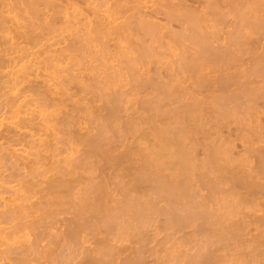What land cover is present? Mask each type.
<instances>
[{
    "label": "bare ground",
    "instance_id": "bare-ground-1",
    "mask_svg": "<svg viewBox=\"0 0 264 264\" xmlns=\"http://www.w3.org/2000/svg\"><path fill=\"white\" fill-rule=\"evenodd\" d=\"M12 1L30 41L74 36L51 56L44 47L48 62L68 64L53 88L45 76H0V91L25 79L19 90L31 92L0 93V264H147L161 231L167 244L148 264H264V46L250 47L264 0H150L149 13V0L126 10L130 0H111L131 13L111 24L93 5L77 30L88 16L69 14L77 0H0V30ZM228 18L235 27L220 44ZM133 98L142 109L131 110ZM6 113L16 119L4 123ZM231 123L241 153L222 129Z\"/></svg>",
    "mask_w": 264,
    "mask_h": 264
},
{
    "label": "rangeland",
    "instance_id": "rangeland-1",
    "mask_svg": "<svg viewBox=\"0 0 264 264\" xmlns=\"http://www.w3.org/2000/svg\"><path fill=\"white\" fill-rule=\"evenodd\" d=\"M121 1H123V0H120V2H119V0H112V2H117V4H118V2L119 3H122ZM133 2L135 1V0H132ZM137 1H139V2H141L140 0H137ZM144 2H146V0H143ZM142 1V2H143ZM151 1H153V0H151ZM150 0L148 1V2H146L145 3V7L147 8H145L144 9V7H143V9L145 10V12H148L149 13V10L148 9H150V7L151 6H153V2H151ZM13 2V1H12ZM16 2V1H15ZM78 2V3H77ZM77 2L75 1V3H77V4H79L80 5V7L79 6H77L76 4H71L70 6L71 7H73L74 8V10L72 11V10H70L71 11V13H69L70 15H76V14H78L79 12L80 13H84V14H86V15H88L85 19H83L82 21H81V23H78V24H81V26L80 25H78V24H76V25H78V27L76 26V30L77 29H84V27L82 28V26H84L85 24L84 23H86V21H88L90 18H92L93 17V13L91 14V11H92V9L90 8V7H92L93 5H95L96 6V9H98V12L97 13H94V15L95 14H98V15H100V16H104L105 15V17L106 16H108V13H110V15L108 16L110 19L109 20H112V22H111V24L113 23V24H117V23H120V20L122 21V20H124V16H127L128 14H130L131 13V11H132V8L130 9V10H127L126 12H124L123 13V11H121V10H117L116 8H114L113 7V3L111 2V0H99L98 2L96 1V0H91L90 2H92V3H89V0H77ZM128 2H130V3H128L127 5H126V2H125V5H126V7H125V10L126 9H129L130 8V6L132 7V3L133 2H131V0L130 1H128ZM97 3V4H96ZM187 3H189V4H191L190 2H187ZM13 4L16 6V4L13 2ZM92 4V5H91ZM99 4V5H98ZM149 4V5H148ZM194 4V3H193ZM73 5V6H72ZM89 5H91V6H89ZM134 5V4H133ZM195 5H197V3H195ZM77 6V7H76ZM194 6V5H193ZM8 7V6H7ZM17 7V9H10V10H8V11H6V14L7 15H4L5 16V18H7V19H5V20H8V21H6L5 23L8 25L9 23V25L7 26L6 24L4 25V27L6 28H4V27H2L1 28V30L3 29L4 30V32H1V30H0V33L2 34H0L1 35V38H0V40H1V42H0V45H2L3 47H1L0 46V48H2L3 50H1V51H3V52H1V56H3V57H5V59H7L6 61H7V65L5 64V66H3V67H0V76H1V80H2V78H3V80H6V78H7V80H10L11 78L12 79H15L17 76H21V77H25V79H27V78H31V79H36V80H38V81H40L41 82V80L42 79H44V77L43 76H45V81H47V83L46 84H44L45 82H43V84H44V87H45V85H46V87H47V85L48 86H50L49 88H53V86L55 85V82L56 81H58L61 77H60V75H61V73H60V71L59 70H61V68H64V65H66L67 64V62H64L63 61V63H62V61L59 59L58 60V62L61 64V65H63L62 67H61V65L59 64V63H57L55 66H54V64L56 63L51 57V59L53 60V62H54V64H52V62H48L46 59H45V57L47 56L48 58H49V56H51L52 55V52H53V54H56L55 52V50L58 48V49H60L61 47H63V46H65L66 45V43H68V41L70 40V39H72L71 37H73L74 36V34H73V36H68V35H70V33H71V31H74V30H70V28L72 29V26L71 27H69L68 29L70 30V31H67V29L64 31V32H59V31H62V30H59V31H57L58 33H53V35H51V33H49V34H41V35H39V36H37V37H39L38 39H42V41H41V39H40V41L37 39H33L34 40V42H32V41H30V39H28L27 37H25L24 35H22V33H19V28H20V32H24L25 30H27V28L25 27V25L27 24V22L25 21L23 24H22V22H23V20L21 21V23H20V21H18V18H17V13H19L18 15H20V13L21 12H18L19 10H20V8L18 7V6H16ZM15 7V8H16ZM108 7L110 8L108 11H107V9H108ZM149 7V8H148ZM9 8V7H8ZM80 8H81V10H80ZM91 9V10H90ZM94 10H96L95 8H93ZM17 10V11H16ZM93 10V11H94ZM124 10V11H125ZM143 10V11H144ZM15 11V12H14ZM79 11V12H78ZM97 11V10H96ZM95 11V12H96ZM72 12H73V14H72ZM76 12V13H75ZM78 12V13H77ZM107 12V13H106ZM119 14H118V13ZM101 13V14H100ZM126 13H128V14H126ZM69 14H67V16L69 15ZM83 14V15H84ZM126 14V15H125ZM119 15V16H118ZM148 15V17L147 18H149L150 16H149V14H147ZM21 16V15H20ZM62 17H64L65 16V14L63 13L62 15H61ZM78 16V15H77ZM92 16V17H91ZM118 16V17H117ZM70 17V16H69ZM79 18H80V14H79V16H78ZM90 17V18H89ZM108 17H107V20H108ZM10 18V19H9ZM15 19H17V20H15ZM155 21L157 20L159 23H161L162 24V22L164 23V20H163V18H162V16L161 15H158V17H154L153 18ZM160 19V20H159ZM229 20L227 21V22H225V25L223 24V26H222V29H221V31H220V33L221 34H224V35H222V36H220V39H218V40H221V41H218L220 44H221V42H223L224 40L226 41V39L224 38V37H226L227 36V34H228V32L231 30V29H233L232 28V26L233 27H235L234 26V24H233V20L232 19H230V18H228ZM20 23H18V22ZM231 24H230V23ZM16 23H18V24H16ZM16 24V25H15ZM22 24V25H21ZM177 23H174V25L172 24V26H170L171 28H173V27H175V28H178L177 26L178 25H176ZM19 25V26H18ZM227 25V26H226ZM13 26V27H12ZM229 26V27H228ZM9 29H8V28ZM73 27H74V25H73ZM225 27H226V29H227V31H226V29H225ZM12 28V29H11ZM175 28H173V29H175ZM8 30H9V32H8ZM13 30V31H12ZM16 30V31H15ZM34 31H36V30H34ZM37 31H39V29H37ZM226 32V33H225ZM7 33V34H6ZM62 33V34H61ZM57 36H56V35ZM225 34H226V36H225ZM16 35V36H15ZM45 37H47V39L46 40H44V38H43V36ZM48 35L50 36V37H52V38H48ZM72 35V34H71ZM259 35V36H258ZM6 36V37H5ZM8 37V38H7ZM9 37H10V39H9ZM113 37V36H112ZM223 37V38H222ZM257 39H256V38ZM254 37V39H252L253 41H251L252 43H253V46L251 45L250 47H254V48H256V49H254V48H252V49H254V51L255 50H257L258 52H260L262 49H263V46H264V44H263V42H264V29L263 30H261V32H259L258 34H257V36H255ZM5 38V39H4ZM222 38V39H221ZM27 39V40H26ZM3 40V41H2ZM4 40H5V42H4ZM6 40H8L7 41V43H9V44H6ZM25 40V41H24ZM44 40V41H43ZM51 40V42H48V41H50ZM12 43H11V42ZM24 41V42H23ZM27 41V42H26ZM53 41V42H52ZM26 42V43H25ZM31 42V43H30ZM41 42H43V44L41 45L40 43ZM48 43V44H46V43ZM109 42H111L112 43V41L110 40ZM256 42H258L257 44H256ZM2 43V44H1ZM16 43V44H15ZM18 43V44H17ZM111 43H109V44H111ZM10 44H12L11 45V47L9 46ZM52 44V45H51ZM123 44V43H122ZM256 44V46H254ZM263 44V45H262ZM16 45V46H15ZM19 45V46H18ZM38 45V46H37ZM48 45V46H47ZM54 45V46H53ZM262 45V46H261ZM9 48H8V47ZM13 46H15V47H13ZM18 46V47H17ZM51 46V47H50ZM20 47V49H18ZM24 47V48H23ZM38 47V48H37ZM48 48L49 49V47H50V49L49 50H51V51H46L47 49H45V48ZM100 47V46H99ZM261 47H262V49H261ZM12 48V49H11ZM15 49V52H14V49ZM21 48H23V51H21L20 52V50H22ZM25 48H26V50H25ZM45 50H44V49ZM17 49V50H16ZM57 49V50H58ZM96 49H97V47H96ZM10 50V52H8ZM24 50H25V52H24ZM5 51V52H4ZM41 51H44V52H41ZM49 53V56L47 55V53ZM251 51H253V50H251ZM23 52H24V54H23ZM2 53H5V54H2ZM6 53H7V56H6ZM20 53V54H19ZM25 53H27V55L25 54ZM165 53H170V52H168V50H166V52ZM14 54H18V55H23V57H22V55L21 56H14L13 57V55ZM43 54H45V57H44V55ZM26 56V57H25ZM7 57V58H6ZM46 57V58H47ZM251 53L250 54H244L243 56H242V62L245 64H243L242 65V63H241V65L243 66V67H245V66H248L249 65V61H251ZM15 58V59H14ZM23 58H25V59H23ZM28 58H29V60H28ZM50 58H49V60H50ZM9 59V60H8ZM23 59V62L21 61ZM45 61H47V63H40V61L42 60L43 62H44V60ZM170 59V58H169ZM20 60V61H19ZM28 61V62H27ZM31 61V62H30ZM51 61V60H50ZM61 61V62H60ZM65 61H67V60H65ZM85 61H87V59L85 60ZM89 61V60H88ZM88 61L87 62H83V65L82 66H80L79 67V65H77V66H75L74 67V73L75 74H77V72H79L80 73V71L82 70H80V68L81 67H83V66H85V65H87V63H88ZM21 62V63H20ZM26 62V63H25ZM249 62V63H248ZM27 63L29 64V63H31V64H29V66L27 65ZM48 63H51V64H49V68L47 67V65L46 64H48ZM22 64H24L25 66L27 65V68L24 66V65H22ZM42 64V67L40 66V65ZM46 65V66H44V65ZM59 64V65H58ZM58 65V66H57ZM68 65V64H67ZM66 65V66H67ZM40 66V67H39ZM65 66V67H66ZM45 68V69H42V68ZM79 67V68H78ZM30 68V69H29ZM48 70H47V69ZM53 70H52V69ZM76 69H79L80 71H78V70H76ZM152 69H154V68H152ZM30 70V71H29ZM47 70V72L49 73H47V72H45ZM76 70V71H75ZM7 71V72H6ZM19 71V72H18ZM28 71V72H27ZM41 71V72H40ZM44 71V72H43ZM50 71H51V73L52 74H50ZM153 71V70H152ZM34 72V73H33ZM41 73L40 74V76H39V73ZM42 72L45 74H42ZM36 73V74H35ZM29 74V75H28ZM34 74H35V76H34ZM36 75H37V77H36ZM42 75V76H41ZM48 75H51L52 77H53V79H52V77L51 76H49L48 77ZM34 76V77H33ZM48 78H47V77ZM83 76H87V74H83ZM27 77V78H26ZM41 77H43V78H41ZM50 78V79H49ZM11 79V80H12ZM24 79V81L23 82H21V83H19L18 85H16V86H14V88L12 87L11 89H9L10 87H11V83L9 84V83H5L6 84V90L8 91V92H6V90H4L3 91V89H2V91H0V93H3V96L1 97L2 99L3 98H6V97H8L9 95H11V96H15V95H13V91H14V93L16 94V96H18V95H20V97H29V96H27V95H29V94H27V93H31V92H23V91H21L22 89H20L19 90V88H23L22 86H24V85H26L27 84V82H26V80ZM47 79V80H46ZM2 80V81H3ZM54 80V81H53ZM1 81V82H2ZM42 83V82H41ZM264 83V82H263ZM20 84H22V85H20ZM54 84V85H53ZM258 84H260V83H258ZM262 84V83H261ZM9 86V87H8ZM43 86V85H42ZM127 86V85H126ZM125 86V88H131L132 87V85H130V87H128L129 86V84H128V86L126 87ZM45 87V88H46ZM234 87L235 86H231V89H234ZM8 88V89H7ZM16 88H17V90H16ZM236 88V87H235ZM10 90V91H9ZM140 91V90H139ZM142 91V92H141ZM140 92H138L137 94H136V96H134L135 98H141V99H143L144 97L146 98V97H149L148 95H145V93L146 94H148L147 92L149 91V90H146L147 92H145V90H144V92H143V90H141ZM211 91V90H210ZM209 90L207 91V93H204V92H200L198 95L200 96V97H204V96H207V95H209L211 92H210ZM4 92H6V94L4 95ZM20 92H23V93H20ZM206 92V91H205ZM209 92V93H208ZM12 93V94H11ZM20 93V94H19ZM82 93V92H81ZM80 93V94H81ZM8 94V95H7ZM18 94V95H17ZM84 92L82 93V96L84 97L85 95H86V97H87V94L88 95H90L88 92H87V94L85 93L84 95ZM32 95V94H31ZM30 95V97H36V96H31ZM145 95V96H144ZM91 97H92V95H90ZM90 96H88V98L90 97ZM85 97V98H86ZM90 97V98H91ZM264 97H262L261 99H259V102H262L264 99H263ZM1 99V100H2ZM134 99V98H133ZM138 101H136L135 102V99H134V101H133V105H131V110L132 111H135V109L137 110V109H142V107H141V105L140 104H138L137 103ZM144 105V104H143ZM134 109V110H133ZM131 114H133V113H131ZM135 114V113H134ZM6 115H7V117L5 118V119H3V122L4 123H8V122H10L11 120H15L16 118H13V119H11V118H9L8 116L10 115L9 113H6ZM1 119H2V116L0 117ZM0 127H2L3 128V126H0ZM1 128V129H2ZM223 130H225V132H229L232 136V138L231 139H234V150H235V152L237 151V153L239 152V153H241L242 151H244V144L242 143L243 141H241L240 139H238L237 138V136L236 135H238V133H239V130L237 129V126L235 125V124H233V123H231V124H229V126H225V127H223L222 128ZM237 133V134H236ZM235 136H236V138H235ZM234 137V138H233ZM238 137H239V135H238ZM264 143V142H263ZM262 143V144H263ZM259 144H261V143H259ZM199 152H202V149H200L199 150ZM203 153V152H202ZM199 154V156L200 155H202L201 153H198ZM11 185H13L14 183H10ZM10 184H9V186H10ZM6 186H8V184H6ZM4 196H8V193H6V194H4ZM245 211H247V210H245ZM261 211L262 210H260V211H256V212H254V214H261ZM250 213H252L253 214V212L252 211H250ZM263 213V212H262ZM253 214V215H254ZM162 219V218H161ZM160 220V219H159ZM161 221V220H160ZM4 226V225H3ZM154 228H155V226H153ZM152 227V228H153ZM154 228L153 229H151L148 233H150L149 234V236H148V234H147V236H148V239H150L149 237H153V235L154 234H156V233H161V234H159V238L161 239V240H159V238H158V240H155L157 237L155 236V239H154V241H156V242H154L153 241V238L151 239L153 242H154V244L155 243H157V241H161V242H159V244L157 243V245L155 246L154 244V246H153V248L151 249L150 247L152 246H150V247H148V249H151L150 251H155L156 250V252H151V254H150V251H148L149 252V254H150V257H151V255L152 256H154V257H151L149 260L151 261V259L153 260V258H155L156 256H155V254H157V246L160 248V246H162L164 243H162L163 241H162V238H166V237H162L161 238V236L162 235H164L165 234V236L167 235V231H166V233H164V231H161V232H159L158 231V229H155L154 230ZM7 230H10V229H7ZM6 229H5V231H7ZM186 230H189V229H186ZM186 230H184L183 232H185ZM251 230H253V229H251ZM251 230H250V233L251 234H253L252 232H254L255 231V229L251 232ZM153 231L154 232H156V233H153ZM152 232V233H151ZM187 232V231H186ZM189 232V231H188ZM257 232H255V234H256ZM21 234V233H20ZM153 234V235H152ZM21 237H22V234H21ZM20 237V238H21ZM22 239V238H21ZM164 240V239H163ZM152 241H150L151 242V244H152ZM150 242H149V245H150ZM162 243V244H161ZM169 243V242H168ZM120 244V243H119ZM135 243H133V245H134ZM161 244V245H160ZM166 244L167 243H165V246H166ZM88 245V244H87ZM160 245V246H159ZM168 245H170V244H168ZM168 245H167V247H168ZM117 246H118V244H117ZM131 246H132V243L131 244H129V246H127V249L129 250L130 248H131ZM165 246H162L161 247V249L163 248V247H165ZM3 247H4V245H3ZM155 248V249H154ZM188 248V247H187ZM194 247H192L191 249H193ZM164 249V248H163ZM189 250V252L187 251V253H189V255H191V253L193 254L194 252H193V250L194 251H196V248L195 249H193V250ZM131 250V249H130ZM125 251V253H122L121 255H120V257H119V259L121 258V257H125V255L127 256L129 253L131 254V251ZM159 251H161L160 249H159ZM158 251V252H159ZM163 251V250H162ZM126 252H128L127 254H126ZM147 252V253H148ZM147 253L145 254V259L147 260V258H149V254H148V257H147ZM129 254V255H130ZM118 258V257H117ZM155 260V259H154ZM154 260L152 261V263L154 262ZM148 261V260H147ZM146 261V262H147ZM150 261H148V262H150ZM148 262H147V264H148ZM169 264H172L171 262H168ZM167 263V264H168ZM174 264V263H173Z\"/></svg>",
    "mask_w": 264,
    "mask_h": 264
}]
</instances>
